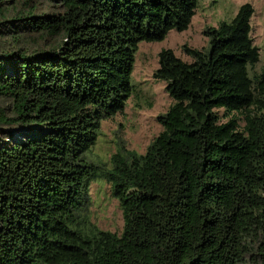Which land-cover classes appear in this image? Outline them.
<instances>
[{
	"label": "trees",
	"instance_id": "trees-1",
	"mask_svg": "<svg viewBox=\"0 0 264 264\" xmlns=\"http://www.w3.org/2000/svg\"><path fill=\"white\" fill-rule=\"evenodd\" d=\"M199 0H0V264H264V69L254 9L209 27L186 61L160 52L173 98L145 153L92 161L134 93L135 54L189 27ZM238 113L226 121L220 110ZM240 119L244 121L242 125ZM107 181L121 233L90 217Z\"/></svg>",
	"mask_w": 264,
	"mask_h": 264
},
{
	"label": "rangeland",
	"instance_id": "rangeland-1",
	"mask_svg": "<svg viewBox=\"0 0 264 264\" xmlns=\"http://www.w3.org/2000/svg\"><path fill=\"white\" fill-rule=\"evenodd\" d=\"M245 3H250L254 9L251 36L260 51L259 61L250 67V75L254 77L264 69V0H199L188 28L182 31L173 29L159 41L140 42L132 74L134 93L122 112L103 120L94 154L92 152V156L89 155L90 160L109 162L121 145L139 153L147 151L151 142L163 130L159 116L173 103L167 90V81L155 78V72L160 66V52L172 49L183 60L191 61L193 58L185 48L202 50L209 47L210 38L206 30L218 27L223 21L232 20ZM220 114L223 121L235 115L240 116L224 109L220 110ZM239 121L244 124L242 119ZM89 210L92 221L100 228L118 233L123 231V210L107 181L92 182Z\"/></svg>",
	"mask_w": 264,
	"mask_h": 264
}]
</instances>
